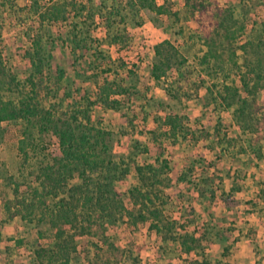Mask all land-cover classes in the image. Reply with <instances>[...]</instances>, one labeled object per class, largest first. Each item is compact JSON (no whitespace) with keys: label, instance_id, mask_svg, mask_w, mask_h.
<instances>
[{"label":"rangeland","instance_id":"1","mask_svg":"<svg viewBox=\"0 0 264 264\" xmlns=\"http://www.w3.org/2000/svg\"><path fill=\"white\" fill-rule=\"evenodd\" d=\"M121 1L78 0L85 7L79 9V17L71 16L68 21L50 27L44 48L53 56L50 88L56 97L50 95L45 103L67 104L72 97L84 95L96 100L94 79L100 83L105 79L120 81L127 89L126 94L112 97L120 103L117 109L95 107L93 117L112 133L114 158L124 161L129 168L115 185L128 209L133 208L128 192L139 185L135 166L157 165L160 153L169 163V181H165L167 186L160 187L165 201L161 210L164 217L176 221L178 226L161 236L149 230V223L132 226L123 221L110 226L108 236L125 252L121 264H231L235 244L241 239L254 241L255 228H264V112L257 115L261 119L258 133L248 135L235 123V106L225 108L219 94L225 95L226 85L241 89L238 70L233 71L227 51L224 73L216 75L210 71L215 65L213 58L207 73V66L202 63L207 47L198 39L203 29L189 13L185 0H155L166 9L162 15L148 9L137 12L123 9L126 3L120 5ZM202 1L234 9L240 22L242 7L249 11L247 19L242 21L245 31L238 34L240 25L234 28L238 65L246 72L238 46L248 40L255 41L262 33L264 0ZM2 2L0 52L11 74L22 81L32 70L26 57L31 50L29 38L35 30L33 22L28 20L32 0H11L17 8L25 9L21 18L1 5ZM47 2L38 0L41 6ZM113 7L120 9V15L111 16L113 26L108 30L104 22ZM88 12L95 14L94 21L85 20ZM20 22L30 26V35ZM116 33L123 36L122 43L113 42ZM164 41L173 46L162 48L170 68L160 81H155L151 71L159 60L154 47ZM261 51L264 52V47ZM59 72L63 73L60 81ZM225 74L228 77L224 78ZM260 84L264 85V80ZM3 93L10 96L6 91ZM242 95L246 96L243 92ZM257 98L264 102V90ZM169 115L178 117L183 126L174 137L169 135L165 123ZM127 116L133 117L134 127L127 125ZM219 124L222 128L217 133ZM21 137L20 124L0 123V264H37L34 251L48 246L52 237L47 224L31 225L19 217L9 220L4 210V200L12 198L10 179L19 180L17 148ZM258 137L259 157L249 148L250 140ZM226 138L234 140L232 145H227ZM56 148L49 145V153L55 154ZM241 148H245L243 153ZM181 175L187 181L179 182ZM180 226H185V230H179ZM186 233L205 236L201 250L182 253L172 238ZM76 240L77 250L71 264H93L97 254L95 244H101L88 236ZM253 253L261 258L264 250L254 246Z\"/></svg>","mask_w":264,"mask_h":264},{"label":"trees","instance_id":"2","mask_svg":"<svg viewBox=\"0 0 264 264\" xmlns=\"http://www.w3.org/2000/svg\"><path fill=\"white\" fill-rule=\"evenodd\" d=\"M123 2L126 3L123 9L136 12L148 9L158 15L166 13L164 6L157 5L155 0H122L120 5ZM185 4L203 29V35L198 39L207 47L202 57L207 71L211 67L210 58H213L215 65H212L213 70L210 68V71L216 75L218 72L224 73V56L227 51L233 71L238 70L242 90L223 86L225 95H219L225 108L235 106L233 117L244 133H258L261 119L257 115L264 112V102H259L257 98L258 93L264 90V85L260 84L264 80V52L261 51L264 47V23L263 34L258 35L255 41L248 40L238 46L247 69L242 72L237 61V48L234 46L237 40L234 28L240 25L238 34L245 31L242 21L248 17L246 7H242L240 22L234 9H223L215 2L212 6L202 0H185ZM1 5L14 11L19 18L24 15L25 9L17 8L11 0H3ZM79 6L78 0H48L44 6L39 5L38 0H32L28 8V20L33 22L35 30L30 31L26 22L19 23L29 35L32 32L29 38L31 50L26 56L32 70L22 81H17L16 76L11 74L0 52V123H18L22 127V137L17 148L19 180L10 179L13 184L12 198L4 200V210L9 220L19 217L31 225L45 223L51 229L50 244L34 251L37 264H71L72 255L77 250L76 239L84 236L95 238L101 244H95L97 254L93 264H121L125 252L108 236L110 226L123 221L132 226L149 223V230L159 236L172 232L178 226L176 221L164 217L161 210L165 201L160 187L167 186L165 181H169L167 173L170 170L168 161L162 159V153L157 157V165L135 166L139 185L128 192L132 209L125 206L116 192L117 181L125 177L129 168L124 161L114 158L110 144L112 133L94 119L93 109L119 107V101L112 97L128 92L120 81L105 79L100 83L94 79L98 91L96 100H92L89 95L75 98L66 93V96L72 97L67 104L63 101L50 102L48 105L45 103L50 95L56 97L53 88H50V60L53 56L44 48V44L48 43L49 29L54 24L68 21L71 16L79 17V9L85 8ZM112 9L113 13L109 12L104 22L108 30L113 26L111 16L120 15L119 8ZM94 18L92 12L85 16V20L94 21ZM77 37L76 33L74 38ZM113 42L122 43L123 36L116 33ZM164 46L173 48L168 41L154 47L159 60L151 71L155 81H160L170 68L166 53L162 51ZM228 75L225 74L224 78ZM58 77L60 81L63 73L59 72ZM4 91L10 96H5ZM127 123L134 127L133 117L127 116ZM165 123L169 127V135L173 137L183 130L176 116H167ZM221 128L220 124L217 125V133ZM226 139L227 145H232L234 140ZM259 139L249 142V148L258 157L261 150ZM51 144L57 147L55 154L48 151ZM241 151L243 153L245 148H241ZM178 181L185 182L187 177L181 175ZM180 229L185 230V226H180ZM204 238V235L198 237L196 233H186L172 239L177 241L182 253L189 254L202 249Z\"/></svg>","mask_w":264,"mask_h":264},{"label":"crops","instance_id":"3","mask_svg":"<svg viewBox=\"0 0 264 264\" xmlns=\"http://www.w3.org/2000/svg\"><path fill=\"white\" fill-rule=\"evenodd\" d=\"M255 231L256 238L254 241L241 239L235 244V252L232 257L234 260H229L231 264H264V254L261 258H257L253 253L254 246L256 249L258 247V249L264 250V228H255Z\"/></svg>","mask_w":264,"mask_h":264}]
</instances>
